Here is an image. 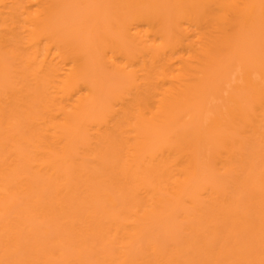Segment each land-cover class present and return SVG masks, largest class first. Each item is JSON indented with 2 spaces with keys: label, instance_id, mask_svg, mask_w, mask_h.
Listing matches in <instances>:
<instances>
[{
  "label": "bare ground",
  "instance_id": "1",
  "mask_svg": "<svg viewBox=\"0 0 264 264\" xmlns=\"http://www.w3.org/2000/svg\"><path fill=\"white\" fill-rule=\"evenodd\" d=\"M124 2L111 33L84 24L78 12L90 9L77 0H0V202L13 188L37 191L45 176L60 208L59 155L75 145L95 160L106 153L113 210L67 230L98 236L108 247L101 264H167L148 224L188 183L211 202L225 194L220 172L235 153L225 124L264 114V0ZM233 62L224 108L206 119ZM171 236L163 242L174 249ZM131 246L141 255L131 258Z\"/></svg>",
  "mask_w": 264,
  "mask_h": 264
},
{
  "label": "rangeland",
  "instance_id": "2",
  "mask_svg": "<svg viewBox=\"0 0 264 264\" xmlns=\"http://www.w3.org/2000/svg\"><path fill=\"white\" fill-rule=\"evenodd\" d=\"M77 1L90 9L78 12L84 24L99 21L97 32L112 33L116 22L128 12L125 0ZM235 62L226 78L218 82L220 95L208 101L206 119L224 108V97L231 91L239 69ZM249 117L245 123L225 124V135L232 141L231 151H235L228 167L231 172H220L217 187L225 194L211 202L200 194L197 197L195 185L188 183L178 194L168 195L159 218L148 224L146 234L152 231L161 251L170 253L168 260L173 262L167 264H264V114L257 119L254 114ZM208 149L201 161H209ZM85 155L79 145L70 147L65 156L59 155V168L66 175L60 208L52 203L50 180L45 176L37 191L26 193L13 188L1 200L0 225L7 224V231L0 232V264H101L108 250L101 239L90 234L79 241L67 230L76 218L113 210L109 201L112 190L102 181L108 156L105 153L95 160ZM38 200L42 205H36ZM39 206L45 208L44 217H39ZM186 228L196 232L180 230ZM167 232L176 243L174 249L164 245ZM54 239L61 241V248L52 246ZM140 251L131 246L130 257L140 256Z\"/></svg>",
  "mask_w": 264,
  "mask_h": 264
}]
</instances>
